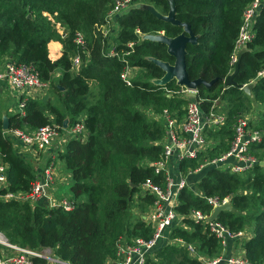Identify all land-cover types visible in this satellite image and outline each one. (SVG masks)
<instances>
[{
	"label": "trees",
	"instance_id": "16d2710c",
	"mask_svg": "<svg viewBox=\"0 0 264 264\" xmlns=\"http://www.w3.org/2000/svg\"><path fill=\"white\" fill-rule=\"evenodd\" d=\"M117 1L0 0V63L9 59L32 64L50 86L45 101L29 99L24 115L16 114L9 119L10 129L33 131L54 123L62 130L65 120L73 127L84 117L89 131L85 141L69 140L58 156L71 176L75 208L71 211L51 208L47 199L33 203L34 206L0 199V232L10 242L23 247L37 251L50 249L68 264H105L114 258L116 244L123 236L131 240L151 235L144 215L131 221L130 210L147 179L152 178L164 186L163 175H155L150 166L163 157L166 136L164 123L155 116L164 110L183 116L189 102L184 97L168 95L170 91L183 88L176 81L165 86L154 83L165 72L152 60L174 64L175 59L168 54L167 46L146 39L151 35L174 38L183 32L182 27L159 19L149 9L133 7L120 16L118 34L112 38L118 56L106 55L109 49L103 47V39L93 31L107 23ZM148 1L168 14L169 0ZM173 1L176 18L188 23L198 38L197 44L187 47L189 78L206 82L219 80L210 88H198L201 108L208 113L214 106L227 117L220 129L208 131V137L219 140L218 145L200 154L201 159L179 163L180 172L186 175L198 169L205 159L220 156L230 149L234 125L256 108L255 105L263 108L258 121H249L250 127L264 132V76L260 75L264 72V4L254 23V38L247 43L235 76L238 85H254L252 95H248L236 86L226 87L223 81L233 72L232 61L243 17L255 0ZM60 28L65 30V38L59 34ZM78 32L89 37L86 40L89 59L86 50L75 43ZM53 40L63 44L57 60L50 57L49 43ZM131 42L135 43L133 48L128 46ZM76 55H80L83 65L78 72H73ZM127 66L144 70L143 78L134 80L133 86L125 85L120 78ZM92 82L97 90L93 96ZM219 100L226 102L222 109L216 103ZM259 151L264 156V137L249 149V153L257 157ZM0 160L8 166L11 192L29 191L33 182L41 177L30 157L19 153L13 141L5 136L2 121ZM196 176H199L197 189L204 196L190 187ZM188 185L179 195L177 212L182 216L194 210L209 214L212 207L206 198H230L232 210L222 212L218 221L232 232L252 228L254 236L244 242L243 250L251 262L264 264V167L258 162L249 171L234 174L211 165L190 176ZM141 201L149 207L155 199L147 195L141 197ZM183 222L189 230L175 224L168 233L170 239L193 244L199 254L209 258L222 254L223 247L205 225L189 218ZM36 262L46 264L45 260ZM148 264L204 263L192 257L187 248L164 241Z\"/></svg>",
	"mask_w": 264,
	"mask_h": 264
},
{
	"label": "built area",
	"instance_id": "2783aa9c",
	"mask_svg": "<svg viewBox=\"0 0 264 264\" xmlns=\"http://www.w3.org/2000/svg\"><path fill=\"white\" fill-rule=\"evenodd\" d=\"M129 2V0H118L111 12L121 11ZM263 4L264 0H255L244 14L243 25L236 42V55L232 61L233 67L237 62L238 53L246 49L247 43L254 38V23ZM110 18H108V21ZM61 30L63 29L60 28ZM61 33L65 38L67 34L64 31ZM137 33L141 37L138 31ZM75 43L85 49L87 45L85 35L78 32ZM134 45L135 43L133 42L128 44L130 48H133ZM104 46L109 49L108 54L110 56H118L114 44L108 42ZM73 66L74 69L80 68V55H76L73 58ZM134 72L135 69L133 67L127 66L121 73L120 78L125 85L133 86L132 75ZM262 74L264 72L260 73L261 76ZM2 85H6L8 91L17 97V104L20 109L19 111L17 110V113L21 115H24L26 103L29 99L34 98L36 95L44 96L50 87L48 82L41 79L40 73L34 65L17 63L8 59L0 63V86ZM169 94L184 97L189 102L186 105L184 115L181 117L176 112H170L169 110H164L162 114L155 116L157 120H161L164 123L166 136L163 142L164 155L160 160L152 164V167L155 175H163L164 186L155 182L152 178L147 179L141 185V193L146 196H153L155 199L149 207L148 214L143 216L147 228L151 230V235L149 237L138 236L131 240L121 238L116 244L114 258L108 259L105 264H148V260L153 258L158 246L164 241L167 243L170 241L168 233L172 227L181 219L184 220L186 218L205 225L210 235L214 236L223 247V252L220 256L206 259L197 254L195 245L186 244L182 239H171L172 242H177L187 248L191 256L199 259L204 264H255L244 256H226L225 251L229 241L241 239L244 237V232H232L218 219L211 220L214 210L230 202V198L221 199L216 196L206 198L208 204L212 207L209 214L194 210L189 215L182 216L177 212L179 195L189 186L188 177L199 173L204 166L184 175L180 171L173 172L172 159L175 158L178 162L197 159L208 147V131L220 129L226 124L227 117L216 110L214 106L208 113H204L200 101L197 99V91L182 88L180 91H170ZM188 95L191 96L189 97ZM59 129L61 128L58 125L49 124L33 131L10 129L5 131L4 134H8L10 138L20 141L27 149L35 150L36 148L39 152L46 153L54 148L53 144L60 136ZM64 131H69L71 139L74 140L83 141L82 138L89 135L83 119L75 126ZM234 132V139L230 149L219 157L209 160L208 166L216 165L217 167L228 169L234 174H243L258 163L250 155L249 149L252 144L262 141L264 132L252 129L249 120L245 117L237 120L234 125ZM7 169L8 166L0 160V192L6 190L4 194H0V199L32 204L47 199L51 208L60 207L65 211H71L75 208L72 202H57L50 197V192L54 185V178L50 172L46 171L43 176L38 178L29 191L11 192L8 190ZM55 256L56 254L54 255L50 249L37 251L12 243L4 233L0 232V264H37V259L45 260L46 264H68L57 260Z\"/></svg>",
	"mask_w": 264,
	"mask_h": 264
},
{
	"label": "rangeland",
	"instance_id": "374dc122",
	"mask_svg": "<svg viewBox=\"0 0 264 264\" xmlns=\"http://www.w3.org/2000/svg\"><path fill=\"white\" fill-rule=\"evenodd\" d=\"M130 2L128 4H126L125 8L121 9V11L119 12H110L111 13V18L109 19V21L104 25V26H100L99 28L96 27L95 28V31H93V34L95 36H98L100 35L101 38L103 39V47L105 45V43H112L116 46L114 40L112 39L114 36H117L118 34V31H119V24H118V20L120 18V16L127 10L133 8V7H142V8H146V9H150L152 10V8L155 10L156 8L154 7L155 5L152 4L151 2H149L148 0H129ZM113 10V9H112ZM111 10V11H112ZM157 11V13L161 14V15H168L167 12H164L162 10H155ZM48 17V16H47ZM48 19H50L52 22H54V20L50 17H48ZM65 31L64 29L60 31L59 29V34L61 35L63 32ZM62 38H64L62 35H61ZM88 37V35H87ZM89 39L86 38V40ZM105 39V40H104ZM88 42V41H87ZM51 43V44H50ZM49 44L51 45V49L54 51L56 49H61L63 48V44L60 42V41H51ZM85 53L88 55V59H89V52H90V48H88V46L86 45L85 46ZM55 52V51H54ZM106 52V51H105ZM106 55H109V54H106ZM110 56V55H109ZM238 56V55H237ZM9 60V59H8ZM88 62V60H87ZM83 65V60L81 59V66ZM80 66V67H81ZM135 69V73L132 75V79L133 80H138L139 78H143V72L144 70H141L140 68H134ZM80 70V68H75L73 70V72H78ZM59 73H55V76H58ZM262 76H264V74H262ZM155 82V81H154ZM3 86V85H2ZM6 86V85H5ZM1 87V86H0ZM91 92H92V96L96 93V89H95V86H94V83L92 82L91 85ZM49 91V90H48ZM169 96H173L171 94H168ZM192 95V94H191ZM191 95H188L189 97ZM178 96V95H176ZM49 97V93L47 92L44 96H40V95H36L34 96V98H31V99H37V100H43L45 101L47 98ZM218 102V105H220V108L221 106H225L226 102L224 101H217ZM257 106L256 108H253L250 113L248 115H245L244 117L247 118L249 121H252V122H256L259 120V113L261 112L262 108L261 106L259 105H255ZM185 109L186 107H184L183 111L185 113ZM222 109V108H221ZM17 110L19 111V107H18V104L15 102L14 98H12L11 96V93L9 91H7V96L4 100L0 99V121L3 122V119L4 117H8L9 119L18 114L17 113ZM151 112V111H150ZM220 112V111H219ZM153 113V112H151ZM220 113H223L225 114L224 112H220ZM176 114L178 116H180L179 112H176ZM226 115V114H225ZM181 117V116H180ZM84 119V117H82ZM68 125L65 126L61 129H59V133H60V136L55 140L53 146L54 148L53 149H50L49 152H46V153H42V152H39L38 149L35 148V150H32V149H27L25 148L22 143L20 141H17L13 138H10L8 136V134H5L11 141H13L14 145L17 147V145L20 146V149H18L19 153L22 152L23 150H28L29 153H31L32 155H30V161L31 162H34V165L35 167L37 168V175L40 174V176H43L44 173L46 171L50 172L51 173V176L54 178V185H53V189L52 190H55V183H56V180H59V179H62V178H67V180H65L63 183H58L57 184V193H59V196H57L55 194V197L52 195L53 198H55L57 201L59 202H63V201H68V202H72L74 203V205H76V202H74V200L72 199V193H71V187H70V184L67 183L69 179L68 177V172H66L65 170V164L63 163V161L59 160V153L62 152L67 144V142L69 140H72L71 139V136L69 134V131H64V130H67L69 129V121L67 123ZM52 125H55L57 126L56 124H52ZM75 126V125H74ZM59 127V126H58ZM64 129V130H63ZM233 129V128H232ZM28 130V129H27ZM4 132V131H3ZM5 133V132H4ZM88 136L86 137H83L82 140L85 141L87 139ZM209 139V144H208V147L207 149H205V151H203L202 153L203 154H206L207 151L209 150V148H212V146H215V145H218L219 143V140H215L213 137H208ZM17 142V144H16ZM23 146V147H22ZM201 153V154H202ZM22 154H26L25 153H22ZM46 154V156H45ZM259 154V157L257 156H254V155H251L252 157H254L258 162L259 164H261L262 162H264V159L261 158V156H263V152L262 151H259L258 152ZM37 158V159H40L41 161H35L34 158ZM44 157V158H43ZM219 156H216L214 158H211V159H205L204 162L202 163L201 166H204L207 167L208 166V161L209 160H213L215 158H217ZM264 157V156H263ZM201 157H199V159H201ZM198 159V160H199ZM261 159V160H260ZM155 162H151L150 163V166L152 167V164H154ZM179 163L175 158L172 159V170L173 172H177V171H180L179 169ZM201 166L198 168L200 169ZM264 167V165H263ZM190 177V176H189ZM188 177V179H189ZM199 176H196L195 177V182L194 183H191V188L196 192L198 193L199 195L201 196H204L198 189H197V186H196V180ZM59 182V181H58ZM34 183V182H33ZM146 195L142 194L141 192L139 194H137L135 196V200L133 202V205L131 206V210H130V213H131V221H135L136 219L140 218L141 215H147L148 212H149V207H147L146 204H144V202L141 201V197H144ZM60 198V199H58ZM72 199V200H71ZM231 202V201H230ZM35 204H33L34 206ZM147 207V208H146ZM142 208H146V210H142ZM177 225L179 227H182V228H185L187 230H189V227L186 226L183 222V220L181 219V221H179L177 223ZM244 232V237H242L241 239H237V240H232L234 241V248H235V251L236 253L232 254L233 256H244L247 258L246 256V253L245 251L243 250V244L245 241H248L250 240L251 238H253L254 236V233H253V229L252 228H245L243 230ZM122 238H127V236H123ZM136 238V237H134ZM134 238H131V239H134ZM168 244H176L178 245L179 247H184L182 245H180L179 243L177 242H172V240L170 239V241L168 242ZM185 248V247H184ZM53 254L55 255L54 251H53ZM197 254L203 258H206V259H212V258H209L205 255H202V254H199L197 252ZM193 257V256H192ZM213 258H216V257H213ZM248 259V258H247Z\"/></svg>",
	"mask_w": 264,
	"mask_h": 264
},
{
	"label": "water",
	"instance_id": "95a60500",
	"mask_svg": "<svg viewBox=\"0 0 264 264\" xmlns=\"http://www.w3.org/2000/svg\"><path fill=\"white\" fill-rule=\"evenodd\" d=\"M170 2V9L168 12V15H161L157 13L152 8V12L161 20L170 23L174 26H179L183 28V32L174 38L164 36V35H156V36H146L147 40L153 41V42H159L161 44H164L167 46V52L168 54L175 59L174 64L164 62L161 60L153 59V63L156 64L158 67H160L164 72L165 75L159 79L156 80L154 83L156 85L165 86L169 84L172 81H176L177 85L187 88L189 90L197 91L198 88L201 86H205L206 88L212 87L214 84H216L219 80L214 79L211 82H206L203 79H196L191 80L189 78V75L187 73V65H186V56H187V47L188 45L192 44L195 45L198 42L197 36L192 32L191 26L188 23H183L179 21L176 18V6L175 2L173 0H169ZM150 10V9H149ZM30 17V16H29ZM246 51V49L241 50L238 53L237 56V62L234 66L233 72L227 76V78L223 81L226 87H232L236 86L239 89L243 90L248 95H252V90L254 85L253 84H247V85H238L235 82V76L239 72V64L242 57V54ZM59 88L63 91L64 87L59 86ZM3 131L10 130L9 127V118L4 117L3 119ZM68 120H65L64 125L67 126ZM261 166L264 165V162L260 164ZM232 210V204L231 202L226 203L225 205L218 207L214 210L211 220H215L219 218V215L224 211H230ZM55 258L57 260H60L59 257L56 255Z\"/></svg>",
	"mask_w": 264,
	"mask_h": 264
},
{
	"label": "crops",
	"instance_id": "0c3cea01",
	"mask_svg": "<svg viewBox=\"0 0 264 264\" xmlns=\"http://www.w3.org/2000/svg\"><path fill=\"white\" fill-rule=\"evenodd\" d=\"M51 44V43H50ZM49 44V50H50V57H51V59L52 60H57L59 57H60V55H61V52L63 51V48H61L60 50L59 49H56V50H52L51 49V45ZM135 73V72H134ZM133 73V74H134ZM7 91H8V89L6 88V86L5 85H3V86H1L0 87V99H2V100H4L5 98H6V96H7ZM11 96H12V98H14V100H15V102L17 103V97H15V96H13L12 94H11ZM16 144H17V142H16ZM16 147V146H15ZM23 147V146H22ZM16 148H18V149H20V146L19 145H17V147ZM26 152V156H30V155H32L31 153H29L28 152V150H23L22 152H20L21 154L22 153H25ZM45 156H46V154H45ZM44 158V157H43ZM35 159V161H41L40 159H37L36 157L34 158ZM68 177H69V179H70V174L68 173ZM65 180H67V178H62V179H59V180H56V183H55V190H51V192H50V197L53 199V197H52V195L55 197V194L57 195V196H59V193H57V184L58 183H63ZM59 181V182H58ZM67 183L68 184H70L71 183V180H68L67 181ZM55 199V198H54ZM58 199H60V198H58ZM234 253H236V251H235V248H234V241H231V242H229V244H228V247H227V249H226V251H225V255L226 256H230V255H232V254H234Z\"/></svg>",
	"mask_w": 264,
	"mask_h": 264
}]
</instances>
